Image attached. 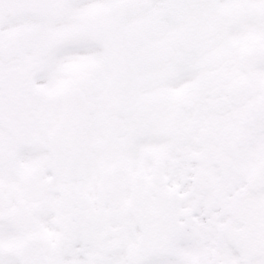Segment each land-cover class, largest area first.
<instances>
[{
  "label": "snow or ice",
  "instance_id": "1",
  "mask_svg": "<svg viewBox=\"0 0 264 264\" xmlns=\"http://www.w3.org/2000/svg\"><path fill=\"white\" fill-rule=\"evenodd\" d=\"M0 264H264V0H0Z\"/></svg>",
  "mask_w": 264,
  "mask_h": 264
}]
</instances>
